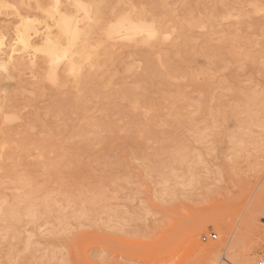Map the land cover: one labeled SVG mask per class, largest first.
I'll list each match as a JSON object with an SVG mask.
<instances>
[{
	"label": "rangeland",
	"instance_id": "obj_1",
	"mask_svg": "<svg viewBox=\"0 0 264 264\" xmlns=\"http://www.w3.org/2000/svg\"><path fill=\"white\" fill-rule=\"evenodd\" d=\"M51 1L0 0V264H255L264 0H61L73 71L39 36Z\"/></svg>",
	"mask_w": 264,
	"mask_h": 264
},
{
	"label": "bare ground",
	"instance_id": "obj_2",
	"mask_svg": "<svg viewBox=\"0 0 264 264\" xmlns=\"http://www.w3.org/2000/svg\"><path fill=\"white\" fill-rule=\"evenodd\" d=\"M61 0H52L51 1V6L53 5H56V4H60ZM76 3V2H75ZM74 3V4H75ZM51 6L49 7L51 9ZM59 9H58V12L59 14L58 15H54V14H50V9L49 11L47 12L49 15H50V18H51V21H52V25H49V26H45L44 28H42L43 30L42 31H39V36L41 37V41L44 43V49H45V55H47L46 57H48L47 59H49V62H53V53L54 52H66V55H67V52H68V49H69V46L67 44V46L63 45V41L62 40H76V39H73V36L71 35L72 33H75L78 31V26L76 24L73 23V21L67 16L65 15L63 12L64 9L61 8V5H59ZM67 14V13H66ZM86 16V15H85ZM62 17H67L68 18V23H65L64 20H62ZM75 18V17H74ZM131 18V17H130ZM25 19V18H23ZM22 19V24L25 22V20ZM73 19V18H72ZM28 20V18H27ZM137 20V19H136ZM32 22V21H31ZM25 25V24H23ZM30 25V24H29ZM33 26V23L31 24ZM44 26V25H43ZM52 26H58V35L59 37H55L53 34V31L51 30V27ZM124 26V25H123ZM31 27V26H29ZM35 27V26H34ZM128 27V26H127ZM32 28V27H31ZM18 29V28H17ZM41 29V28H40ZM124 29V28H123ZM122 29V30H123ZM34 31V29H32ZM121 31V30H120ZM125 33L123 34V39H129L131 37V34H129L128 32V29H124ZM132 31L134 32L135 31V34L133 33L132 35H136V36H140L142 39H145L147 37V32L143 27H138L135 23L132 24ZM123 32V31H122ZM81 33V32H80ZM121 33V32H120ZM16 34V38H14V44L11 46L12 48L15 47V48H18V49H15L13 48L11 51H10V56L8 58L9 61H12L15 57L13 54H16L17 52H20V51H23V53L25 52H28L27 54L29 55L30 57V54H29V51H31V49L33 50V48L35 47V45L33 46V43H32V37L37 35L38 32L35 31L33 33H30L28 30H18ZM57 34V32H56ZM117 34V33H116ZM2 38V37H1ZM0 38V39H1ZM5 38V37H4ZM34 39V38H33ZM136 39V38H135ZM6 42V41H5ZM62 42V43H61ZM65 42V41H64ZM135 42V41H134ZM68 43V42H67ZM6 44V43H5ZM75 44V43H74ZM10 45V44H9ZM2 47H3V42L1 41L0 42V52L2 50ZM8 47V46H7ZM43 47V46H42ZM36 48V47H35ZM7 49V48H6ZM4 50V48H3ZM2 50V51H3ZM73 50V49H72ZM6 51V50H5ZM33 52V51H31ZM41 52H43L41 50ZM2 53V52H1ZM77 53V52H76ZM3 54V53H2ZM8 54V53H7ZM34 55V54H32ZM2 57V56H1ZM0 57V58H1ZM34 58V56H33ZM33 58L31 61H33ZM31 59V58H30ZM66 59H68L67 61V66L69 67L70 71H73L74 70V63L75 60L73 59V57H68L66 56ZM4 60V59H2ZM66 61V60H65ZM14 63V62H13ZM77 64V63H76ZM11 65V64H10ZM13 66V65H12ZM66 66V67H67ZM77 69V68H76ZM75 69V70H76ZM79 71V69H78ZM77 72V71H75ZM73 74V73H72ZM78 75V74H77ZM54 76V75H53ZM52 76V77H53ZM76 76V75H75ZM263 200V199H262ZM256 210H257V207H256ZM255 216V208H252L251 209V214H250V218L248 219L247 218V222H249L251 219H253ZM254 221V220H253ZM250 224V223H249ZM241 230V229H240ZM242 231V230H241ZM243 232V231H242ZM245 232V231H244ZM241 236H242V233H239V236L236 240V242L233 244V246L231 247V251L232 252H235L237 250V247L240 243V239H241ZM252 251V250H251ZM250 251L248 250L247 252L245 251V257H247V259L245 260V263L244 264H249V257H250ZM235 257V256H234ZM237 257V256H236ZM252 257V256H251ZM250 257V258H251ZM225 261V260H224ZM252 261V260H251ZM198 264H213L212 262V256L210 257H205L200 263ZM256 264V262H255Z\"/></svg>",
	"mask_w": 264,
	"mask_h": 264
},
{
	"label": "snow or ice",
	"instance_id": "obj_3",
	"mask_svg": "<svg viewBox=\"0 0 264 264\" xmlns=\"http://www.w3.org/2000/svg\"><path fill=\"white\" fill-rule=\"evenodd\" d=\"M0 7H2V6H0ZM59 7H60L59 4L51 6L50 14L58 15L59 14V12H58ZM76 7L84 9L86 14L90 18V13H87V9H88L89 6L82 5V4H77ZM95 7L102 8L104 6L103 5H96ZM62 20H64L65 23H68V18L67 17H62ZM71 35L73 36V39H77V38H79L80 34H79V31H77L75 33H72ZM65 57H66V52H59V51L54 52L53 53V63L55 64L56 62H58L59 59H62V58H65ZM0 67H2V66H0Z\"/></svg>",
	"mask_w": 264,
	"mask_h": 264
},
{
	"label": "built area",
	"instance_id": "obj_4",
	"mask_svg": "<svg viewBox=\"0 0 264 264\" xmlns=\"http://www.w3.org/2000/svg\"><path fill=\"white\" fill-rule=\"evenodd\" d=\"M211 238L213 240H216L217 239V235L213 234L211 236ZM202 241L203 242H207V238L206 237H203L202 238ZM256 264H264V248L262 250H260L257 254V260H256Z\"/></svg>",
	"mask_w": 264,
	"mask_h": 264
}]
</instances>
